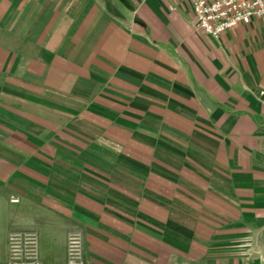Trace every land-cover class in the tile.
<instances>
[{"label":"crops","instance_id":"obj_1","mask_svg":"<svg viewBox=\"0 0 264 264\" xmlns=\"http://www.w3.org/2000/svg\"><path fill=\"white\" fill-rule=\"evenodd\" d=\"M261 92L262 20L215 38L189 0H0V264L19 237L264 264Z\"/></svg>","mask_w":264,"mask_h":264},{"label":"built area","instance_id":"obj_2","mask_svg":"<svg viewBox=\"0 0 264 264\" xmlns=\"http://www.w3.org/2000/svg\"><path fill=\"white\" fill-rule=\"evenodd\" d=\"M195 15L196 27L207 34L218 38L224 32L237 25H250L253 20L264 22V0H189ZM264 95V92H261ZM13 199V202H17ZM15 240V239H14ZM13 240V241H14ZM19 240V238H16ZM26 248L35 250L37 242L28 240ZM74 244V242H73ZM13 248V256L19 252ZM16 250V251H15ZM37 253V252H36ZM8 264H39L38 262L23 263L19 260H11Z\"/></svg>","mask_w":264,"mask_h":264},{"label":"rangeland","instance_id":"obj_3","mask_svg":"<svg viewBox=\"0 0 264 264\" xmlns=\"http://www.w3.org/2000/svg\"><path fill=\"white\" fill-rule=\"evenodd\" d=\"M262 237V235H260ZM35 241V240H34ZM28 240H23L21 237H19V240L13 241V248L17 247L18 250L17 256H10L8 261H6L5 264H8L11 260H19L23 263L27 262H38L39 264H87V259L84 255L83 248L79 246V241L76 240H68L67 241V247L65 251V255L63 256H56V261H53L52 257H42L40 253V249L31 250L26 248ZM36 242V241H35ZM260 239L257 241V245H260ZM15 250V251H16ZM37 252V253H36ZM174 264H179V261H177Z\"/></svg>","mask_w":264,"mask_h":264}]
</instances>
